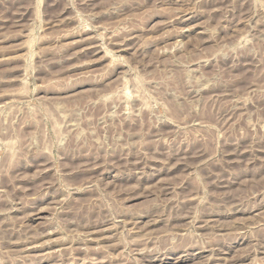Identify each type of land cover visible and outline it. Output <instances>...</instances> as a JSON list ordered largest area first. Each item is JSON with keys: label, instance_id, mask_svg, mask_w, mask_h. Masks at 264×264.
I'll return each mask as SVG.
<instances>
[{"label": "rangeland", "instance_id": "obj_1", "mask_svg": "<svg viewBox=\"0 0 264 264\" xmlns=\"http://www.w3.org/2000/svg\"><path fill=\"white\" fill-rule=\"evenodd\" d=\"M0 264H264V0H0Z\"/></svg>", "mask_w": 264, "mask_h": 264}, {"label": "bare ground", "instance_id": "obj_2", "mask_svg": "<svg viewBox=\"0 0 264 264\" xmlns=\"http://www.w3.org/2000/svg\"><path fill=\"white\" fill-rule=\"evenodd\" d=\"M91 230V229H90Z\"/></svg>", "mask_w": 264, "mask_h": 264}]
</instances>
